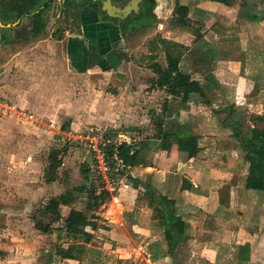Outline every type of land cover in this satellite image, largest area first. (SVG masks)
I'll use <instances>...</instances> for the list:
<instances>
[{"label":"rangeland","instance_id":"obj_1","mask_svg":"<svg viewBox=\"0 0 264 264\" xmlns=\"http://www.w3.org/2000/svg\"><path fill=\"white\" fill-rule=\"evenodd\" d=\"M196 1L182 0V3L188 4L189 8L191 6V11L182 21L177 22L178 24H176V18L170 20L174 4L173 0L161 3L160 9L162 11L159 13L161 17L158 18V23L150 26L148 29L138 28L127 32L123 40L113 47V54L116 57H112L110 60V67L102 64L99 66V70L87 74H77L72 69L73 65H70L71 57L64 51L66 50V42L60 44L62 46L54 48L59 54L62 65L61 78H58L56 81L51 79V64L45 62L49 60L44 57L46 54H44L43 49L42 52L40 50L37 52L30 51L16 64L17 66H8L11 54L16 50V46L19 43H23V46H30L37 42L38 37L34 39L28 38L23 36L21 32L19 35H15L16 32L21 31V29H15L14 34L11 33L12 38L15 37V41L16 39L21 40L16 43H5L1 41L3 38L0 35V192L4 188L9 191H16L15 189L22 186L18 181L23 180L26 182L25 187L28 191V196L25 199L18 198L20 196H15L11 193L7 197L0 198V228H6L7 217L8 222H11V227L17 228L15 235L10 234V237L0 235V239L8 241L9 238L17 236L19 233L23 234L22 232H25V230L20 226L19 221L29 218V220H26L25 225H28L31 221L34 222L30 218V215L37 214L40 219L48 223L51 217H43L38 213V210L44 208L51 197L57 196L67 188L83 182L81 173L83 164H91L95 169L98 167V162L94 155L95 152L86 140L88 133H92L97 129L116 128L125 130L132 141L138 142L145 139H155L154 135L157 132L158 117L162 115L164 124L167 122L165 117L169 110L171 95L166 91L152 90L159 88L153 86L152 79L155 77V74L151 70L150 65L156 61L163 65L167 64L164 47L160 43V39H158L159 35L166 38L171 47L177 53H180L179 57L182 63L187 53L189 56L192 55L198 57V59L200 58L197 55L200 45L197 47L196 45L199 38L205 32H210L212 37H214V32H218L217 28L221 27L226 32V36L220 35L222 39L225 38L224 41L231 43V45H239L242 43L240 39L243 37L239 35L243 34L247 36L249 34L245 26L244 28H239L242 23L246 25L248 21L252 23L253 28H250L249 31H260L262 29L263 23L261 24V21H250L246 18L245 11H243L244 6L241 4L244 0H214L216 2L213 3H210L209 0ZM249 1L258 2L259 7L264 8V1L262 0ZM200 4L203 6H198ZM211 4L213 6L210 7L209 5ZM230 6L234 10L238 7L236 11L238 15L235 19L240 24L238 26H235L236 22L234 26H229L232 24L231 21H233L232 13L224 16L222 11H220L221 7L227 8ZM206 18L209 19L207 20ZM218 18L219 20L216 23L213 19ZM27 23L28 18L23 20L24 25H27ZM248 25L250 24L248 23ZM48 28L49 32L46 31V36L58 30L57 24L52 21L48 24ZM177 31L180 32L181 38L187 39V42L184 43L181 39L172 38L175 37ZM254 42L257 43V41ZM223 46H225L224 42ZM259 49L261 52L264 51L262 48H258L254 52L252 50L250 62L246 65V73L240 72V75H250V70L252 71L253 68H257L259 62L256 63L252 55L254 53L255 57ZM214 55L212 50L211 61L206 59L200 60L195 65L196 78L200 77L204 79L213 70L211 65L212 60L218 58L217 55L214 58ZM209 57L211 58L210 55ZM260 60L258 59L257 61ZM95 61L97 62L96 58L91 62ZM33 65L40 70L41 74H47L46 79L31 83L32 80L27 77V74L28 72L32 73L31 67ZM259 65L258 67H260ZM105 68L109 71H105ZM247 78L245 77L244 80L247 81ZM239 86L236 83L233 88L228 86L223 90L215 91L214 97L216 101H225V104H216L219 105V108L233 103L232 101L237 103L236 100L241 103L238 105L246 104L248 106H246L247 112L252 117V124L259 130H264V86L259 84V88L254 87L251 92L246 91L243 96L237 97L235 94L236 90H239ZM117 88L122 90L119 99L117 96H114ZM200 104V107L205 106L201 108L204 111L203 114L199 112L201 113V116L199 115L200 118L196 115L191 116L189 112L184 115V119L188 121V125L191 124L192 128L195 127L196 131L200 129L202 134L207 136L215 137L216 129H222L223 132L225 131V135L232 134L230 129L221 125L219 116L214 112V109L218 108L217 105L213 103L208 104L203 98ZM208 107H210L212 113ZM144 108L145 111L142 112ZM149 111L151 119L146 120L143 118V115L149 114ZM21 112H25V114ZM205 112H208V114L204 115ZM118 114L128 119L127 126L125 124H117L115 118L109 120V122L104 120L106 116L119 117ZM31 115H33V118H30ZM140 118L146 121V123L140 124ZM97 120L100 121L97 122ZM130 125L133 127L132 129L126 128L131 127ZM156 140L158 141L155 145L157 147L162 140V135ZM231 142V147L239 149L236 141ZM54 147H61L63 149V165L60 168L59 180L48 184L47 188L39 190V184L42 179L45 180L43 175L48 163V155ZM158 150L154 147L153 152ZM238 155L239 158L235 159L240 160V172L245 170L246 174L249 172V163L241 160L240 154ZM222 158L226 159V156H222ZM97 173L96 176H98ZM17 178L20 180H17ZM6 179L10 183H7ZM106 179L108 180V178ZM14 182L15 184H12ZM127 182H131L130 184L132 185L134 184L126 176L117 180L115 184L110 183L109 180L107 181V188L111 196L98 213L101 216V219L98 220L100 225H106L108 222L114 224V222L119 221L116 219H118L117 215L120 209L114 206L117 200L112 196L119 195V188L126 189L125 184ZM34 188L40 193L33 195L31 191ZM260 192L264 195L263 191ZM146 197L147 195H143L142 203L144 199L147 201ZM85 205L86 198L80 197L72 205L71 209L70 207L62 206L61 209L63 210L61 212L63 218L70 217L72 221L79 220L80 213L85 209ZM15 206L21 208L11 211L12 207ZM61 223L63 221L55 225ZM106 231L109 230L106 229ZM102 233L104 236L99 238L100 241L94 240L91 248L87 245L86 252L77 253L72 251L78 256L77 261L81 260L80 263L88 264L87 258L90 257L93 261L91 264H168L164 258L166 249L163 248L167 244L166 242L165 244L162 242V237H157L156 242L147 247L144 246L146 239L142 238L141 241L138 240V242L129 244L126 249L113 252L110 251L109 247L103 250L95 248L102 246L99 242H104L111 235V232ZM42 234L44 233L42 232ZM57 235L58 232L54 231L48 233L47 236L38 238L42 243L41 250H51L52 247V253H54L53 260L55 257H61L55 253V245L60 244L66 250L72 242V240L67 238L65 232L62 233V238L60 239H58ZM16 240L15 238L14 241ZM187 246L183 245L178 249L179 260H184L185 256L195 248L190 247L191 249L188 251ZM88 247L90 250H88ZM114 248L116 247L113 246ZM50 250L46 255L45 253L41 254L42 264H45V257L46 259L48 258ZM67 251L69 250L67 249ZM170 261V264L182 263H177L175 259Z\"/></svg>","mask_w":264,"mask_h":264},{"label":"crops","instance_id":"obj_2","mask_svg":"<svg viewBox=\"0 0 264 264\" xmlns=\"http://www.w3.org/2000/svg\"><path fill=\"white\" fill-rule=\"evenodd\" d=\"M198 1L200 0L196 2ZM209 2L213 3L216 1L209 0ZM198 6L203 5L200 4ZM209 6L211 7L213 5L211 4ZM237 9L238 7L234 10L232 6L220 8L224 16L232 13L233 21H231L232 24L229 26H234L236 22L235 19L238 15L236 12ZM201 12L204 13L203 11ZM206 19L208 20L209 18ZM213 20L217 23L219 18ZM260 21L261 24L263 23L260 31H249L250 28H253L252 23L248 21L246 25L241 22L242 25L239 26V28L241 29L245 26L249 34L247 36L243 34L239 35L243 36L242 39H240L242 43L239 45H231V43L225 42V38L222 39L221 36H226V32H224L221 27H219V29L217 28L218 32H214V37H212L210 32H205L199 38L196 45V47L200 45L198 47L199 53L197 54L199 57L205 50H210V52L213 50V55L215 54L213 56L214 58L216 55L218 56L216 60H212L211 65L213 70L209 72L214 75L218 83L217 86L212 89V103L214 105H217L216 103L225 104L224 100L216 101L214 94L217 90H223L228 86L233 88L237 83V85L239 84L240 86L239 90H236L235 96L241 97L246 91L251 92L254 87L259 88V84L264 86V51L261 52L260 49L259 52L255 54V57L254 53L252 55L255 62H259L260 65L258 63L257 68H253L252 71L249 69L251 76L245 74L240 75V72L246 73L245 69H247L246 65L250 62L251 51L253 50L254 52V50H258V48L264 50V20H259L258 22ZM203 22L206 23L205 21ZM248 23L250 25H248ZM238 25L240 24L236 22L235 26ZM29 28L28 26L27 29L29 30ZM28 30L26 34L27 32L29 33ZM47 32H49V28ZM72 32L73 33L68 32L62 39L52 38V33L49 36H44L43 34L37 38V42L30 46H23V43H19L16 46V50L11 54L12 56L8 61V66H15L18 64L30 51L37 52L40 50L42 52L43 49L44 54H46L44 57L49 60L45 62L51 64V79L56 81L58 78H61L62 65L60 63L59 54L54 48L62 46L60 44L64 42H66V50L64 51L71 57L70 65H73L72 69H74L75 73H91L95 70H99V66L102 64L106 67L111 66L110 60L112 59L113 47L119 42V40L116 39L118 32L113 26L110 27L109 31H104L100 35L97 34L99 38V47L106 57L100 63L98 61L90 63L87 58L86 49H84V55L78 53L77 50L80 49L81 51L85 45L83 41L80 43V46L71 44L72 38H76L75 35L77 30L73 27ZM96 32L91 31V29L88 31L90 37L96 36ZM11 33L14 34V30L12 31L10 26L0 25V35L1 38H3L0 40L2 42L13 43L12 39H15V37L12 38ZM172 38L181 39L184 43L187 42L186 38H181L179 31H177L175 37ZM20 40L21 39H16L14 42L16 43ZM254 41H257V43ZM223 42L225 46H223ZM48 48L50 49L47 51ZM256 57L257 60H261L257 61ZM184 59L190 62V71L196 78L195 65L203 59H198V57L192 55L189 56L188 53ZM258 65L260 67H258ZM31 71L32 73L28 72L27 74V77L32 80L31 83L44 80L47 77V74H41L40 70L34 65L31 67ZM105 71L109 70L105 68ZM245 77H248L247 81L244 80ZM196 79L204 82V79L200 77ZM152 90L165 91L164 89ZM121 93L122 90L117 88L114 96H117L119 99ZM202 98L200 94L193 93L188 101L183 102L180 97L174 98L171 94L169 103L170 110H168L165 117L166 121L171 117L170 112L173 117L178 113V121L181 123L188 122L184 119V115L188 112L191 116L196 115L200 118L201 113L199 112L203 114L204 111H202L201 108L205 107H200ZM182 102L185 103V106H181ZM232 102L234 103L235 101ZM236 102L237 105L241 104L238 100H236ZM218 106L219 105H217V107ZM243 106L246 107L247 105L245 104ZM208 108L211 111L210 107ZM144 111L145 108L142 112ZM207 114L208 112L204 113V115ZM118 116L119 117L106 116L107 118L105 117L104 120L109 122V120L115 118L117 124H125V126H127L128 119L119 114ZM150 117V111L149 114L146 113L143 115V118L146 120H150ZM99 121L100 120H97V122ZM139 122H141L140 124L146 123L142 118L139 119ZM190 127L192 134L197 136V138L192 141L189 148L182 149L176 143H173L170 150H158V146H154L158 151H154L155 154H153V147L146 157L128 172L133 177L145 183L148 182L155 185L160 192L175 199L178 212L188 224V240L178 246L174 256L166 254L164 257L165 262L170 264V260L175 259L177 263L182 262L183 264H264V195H262L259 190L246 187L248 173L245 174V170L240 172V160L235 159L239 158L238 154H240L241 160L246 162L243 150L240 146L239 149L231 147V141L235 142V139L232 137V134L225 135L226 133L225 131L223 132L222 129H216L215 137H212L203 135L200 129L196 131V128H192L191 124ZM222 156H226V159H223ZM17 180L20 179L17 178ZM6 182L10 183L8 179H6ZM18 182L22 186L15 189L16 191H9L5 188L2 189L0 198L7 197L11 193L15 196H20L18 198L25 199V197L28 196V191L25 187L26 182L24 180ZM130 183L131 182H127V184H125L126 189L122 187L119 188V195L112 196L117 200L114 206L120 209H118V219H116L119 221L115 220L116 222H114V224L108 222L106 226L109 231H106L105 228V230L99 228L94 231V237L96 238H93V241H100L99 238L104 236L102 232H111L108 239L104 242H99L102 246L95 248L103 250L109 247L111 249L110 251L117 252L121 249H126V247L133 242H138V240L141 241L142 238H144V240L146 239L144 246L147 247L148 245L154 244L157 237H162V242L165 244L164 234L154 226L156 219L153 209L148 206L145 199L143 203L141 202L143 197L142 199L139 198L140 193L144 191L143 187L141 184L136 187L134 184L132 185ZM12 184H15V182ZM48 184L49 183L44 182L42 179L38 189L42 190L47 188ZM11 189L13 190V188ZM31 192L33 195L40 193L35 188L32 189ZM74 204L75 203L64 206L70 207L71 209ZM20 208L21 207L15 206L12 207L11 211ZM27 219L29 220V218H26L19 221L20 226L25 230V232H22L23 234L19 233L17 236L9 238L8 241L0 239V264L43 263L41 254L45 253L46 255L50 249L41 250L42 243L38 238L47 236L48 234H42V232L35 228V223L32 221L28 223V225H25ZM16 233L17 228L11 227V222H8L7 217V226L6 228H0V235L10 237V234L15 235ZM15 238L17 239L16 241H14ZM92 242L87 244L90 248L93 246ZM183 245H188V251L191 248H195L191 253L185 256L184 260H179L177 252ZM113 246L116 248L113 249ZM89 247L88 250H90ZM163 248L167 250V246H163ZM50 251H52V247ZM58 256L60 257V255ZM80 261H77V259L63 258L61 256L60 258L55 257L52 264H79ZM87 261L88 264L93 262L90 257L87 258Z\"/></svg>","mask_w":264,"mask_h":264},{"label":"trees","instance_id":"obj_3","mask_svg":"<svg viewBox=\"0 0 264 264\" xmlns=\"http://www.w3.org/2000/svg\"><path fill=\"white\" fill-rule=\"evenodd\" d=\"M48 1L0 0V19L7 24L26 15L31 16V34L33 37H37L45 32L46 9H42L41 6L48 7ZM241 4L244 6L243 11H245L248 20H264V8H260L258 2L244 0ZM189 12L188 6L177 1L174 9L176 23L188 16ZM160 43L164 47L167 64L163 65L157 61L151 64L150 68L156 74V77L152 79L153 86L164 89L174 98L180 97L183 102L188 101L193 93H198L205 99L206 103H212V89L218 84L214 75L212 73L207 74L204 82L196 79L190 71V62L184 59L181 63L180 53H177L167 40L160 39ZM211 54L210 50H205L200 58L211 61ZM183 102L181 106H185ZM214 112L219 116L221 125L232 131V137L243 150L244 158L249 163L246 187L264 192V130H259L252 124V117L243 105L231 103L225 107L214 109ZM170 115L171 117L168 118L166 124H164L162 115L158 117L155 139L125 142L117 146L116 149L112 146L106 147L104 153L109 166L106 175L98 167L95 169L91 164H83L81 170L83 182L51 197L45 207L38 210V213L43 217H51L48 223L40 219L37 214L30 216L39 231L47 234L57 231L58 239L62 238V233L65 232L67 238L72 240L67 247L69 251L60 244L55 245L56 254L63 258L77 259L78 256L72 251L86 252L87 244L93 241L94 231L99 228L107 229L106 225L98 223V220L101 219L98 212L111 196L107 188V181L115 184L123 176L133 181L134 186L138 187L141 184L143 187L144 191L140 193L139 198L142 199L143 195H147V204L155 213L156 222L154 226L164 234L167 255L174 256L178 246L188 240V224L178 212L176 200L160 192L155 185L145 183L128 173L131 168L137 166L146 157L158 143L156 139L161 135L162 140L157 147L160 150H170L173 143L178 144L182 149H187L192 141L197 138L192 134L191 127L187 122L178 121V113L175 117L171 112ZM62 155L63 149L61 147H54L50 151L48 163L44 170L46 183L51 184L59 180L60 168L63 165ZM80 197L86 198V205L80 213L79 220L72 221L70 217L64 219L61 207L76 203ZM61 221L63 223L55 225ZM53 255L54 253L50 251L45 264H52Z\"/></svg>","mask_w":264,"mask_h":264},{"label":"flooded vegetation","instance_id":"obj_4","mask_svg":"<svg viewBox=\"0 0 264 264\" xmlns=\"http://www.w3.org/2000/svg\"><path fill=\"white\" fill-rule=\"evenodd\" d=\"M164 1L167 2L170 0H49L48 7L41 6L42 9H46L45 32L39 34L37 37L43 34L45 36L48 24L51 21L57 24L58 27V30H55L52 34L56 39L64 38L68 32L73 33L72 29L74 27L77 30L76 38H72L71 44L80 46V43L83 41L85 47L81 51L78 49V53L84 55V49H86L88 61L92 63L91 61L96 58L100 63L106 57L99 47L97 34L100 35L104 31H109L110 27L113 26L118 32L116 39L120 42L129 31L138 28L148 29L150 26L158 23V18L161 17L159 13L162 11L160 4ZM177 1L183 4L182 0H173L174 4L170 20L175 18L174 9ZM183 5L188 6V4ZM30 17L26 15L21 19L7 24L3 23L1 19L0 21L4 26H10L12 31L21 29V31L16 32V35H19L21 32L23 36L34 39L37 37H33L31 34L32 22ZM26 18H28V23L24 25L23 20ZM28 26L30 27L29 30L27 29ZM26 29L29 31L27 34ZM89 29L91 31H97L96 36L90 37L88 33ZM158 39L167 40L160 35ZM12 41L14 42L15 39H12ZM111 56L113 58L116 57L113 52ZM44 182L46 181L44 180Z\"/></svg>","mask_w":264,"mask_h":264},{"label":"built area","instance_id":"obj_5","mask_svg":"<svg viewBox=\"0 0 264 264\" xmlns=\"http://www.w3.org/2000/svg\"><path fill=\"white\" fill-rule=\"evenodd\" d=\"M23 114H25V112ZM30 118H33V115H31ZM81 138L83 137L81 136ZM86 140L90 143L93 151L95 152L94 155L98 161V167L103 174H106L109 170V166L105 159L104 149L108 146H112L116 149L117 146L122 143L132 142L125 130L116 128L97 129L92 133H88Z\"/></svg>","mask_w":264,"mask_h":264},{"label":"water","instance_id":"obj_6","mask_svg":"<svg viewBox=\"0 0 264 264\" xmlns=\"http://www.w3.org/2000/svg\"><path fill=\"white\" fill-rule=\"evenodd\" d=\"M0 25H1V26H4L3 23H2L1 21H0Z\"/></svg>","mask_w":264,"mask_h":264}]
</instances>
